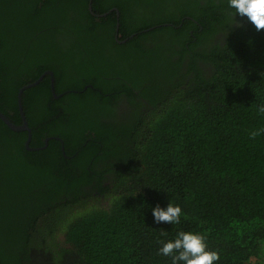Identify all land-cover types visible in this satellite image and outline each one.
Returning a JSON list of instances; mask_svg holds the SVG:
<instances>
[{
  "label": "trees",
  "instance_id": "1",
  "mask_svg": "<svg viewBox=\"0 0 264 264\" xmlns=\"http://www.w3.org/2000/svg\"><path fill=\"white\" fill-rule=\"evenodd\" d=\"M228 13L225 0H0L11 122L39 80L21 99L31 150L0 120V264H171L158 248L179 231L217 264H264V134L251 136L264 30ZM168 203L180 223H154Z\"/></svg>",
  "mask_w": 264,
  "mask_h": 264
},
{
  "label": "clouds",
  "instance_id": "2",
  "mask_svg": "<svg viewBox=\"0 0 264 264\" xmlns=\"http://www.w3.org/2000/svg\"><path fill=\"white\" fill-rule=\"evenodd\" d=\"M229 9L230 22L235 16L246 18L257 31L264 30V0H225ZM259 113L264 114V104L258 105ZM264 134V128L251 133L252 138ZM152 217L156 224H179L182 209L168 203L165 208L159 205L152 208ZM158 254L171 258V264H217L218 252L208 250L205 237L193 231H179L172 240L160 241Z\"/></svg>",
  "mask_w": 264,
  "mask_h": 264
},
{
  "label": "water",
  "instance_id": "3",
  "mask_svg": "<svg viewBox=\"0 0 264 264\" xmlns=\"http://www.w3.org/2000/svg\"><path fill=\"white\" fill-rule=\"evenodd\" d=\"M102 16H105V15H102ZM50 75H52L51 73H49ZM37 83H34V84H31L29 86H25L23 87L22 89H20L19 91V97H18V108H19V111H20V115H21V119H22V122L23 124L22 125H14L11 123V121L4 115L0 112V120L6 125L8 126L11 130L13 131H16V132H26L27 133V139H26V143H25V146L27 149H30L29 147V142H30V139H31V130L30 128L28 127V124H27V121H26V118L22 112V105H21V96H22V93L25 89H27L28 87H31L33 85H35ZM47 143V142H46Z\"/></svg>",
  "mask_w": 264,
  "mask_h": 264
},
{
  "label": "flooded vegetation",
  "instance_id": "4",
  "mask_svg": "<svg viewBox=\"0 0 264 264\" xmlns=\"http://www.w3.org/2000/svg\"><path fill=\"white\" fill-rule=\"evenodd\" d=\"M91 4V3H90ZM91 10V9H90ZM94 14V13H93ZM44 73H51V72H44ZM40 79H42V78H40ZM37 82H39V80H37L35 83H37ZM25 87V86H24ZM23 87H21L20 89H22ZM20 89L18 90V93H17V109H18V117H19V123H20V125H22L23 124V122H22V119H21V115H20V111H19V108H18V97H19V91H20ZM21 99H22V96H21ZM21 105H22V102H21ZM22 112H23V108H22ZM11 114H12V112H11ZM11 114H9L8 113V115L9 116H12V117H14L13 115H11ZM24 114V113H23ZM25 116V115H24ZM17 118V117H16ZM12 124H14V125H16L17 126V124H15V123H13V122H11ZM28 124V123H27ZM5 125V124H4ZM6 126V125H5ZM8 129H10L8 126H6ZM29 127V126H28ZM11 130V129H10ZM11 131H13V130H11ZM13 132H15V133H20V132H16V131H13ZM12 139H15V137H12ZM49 141V139H46L45 140V144H46V142H48ZM25 143H26V141H25ZM25 143H24V145H25ZM26 147V146H25ZM27 149V148H26ZM28 150H31V149H28Z\"/></svg>",
  "mask_w": 264,
  "mask_h": 264
}]
</instances>
